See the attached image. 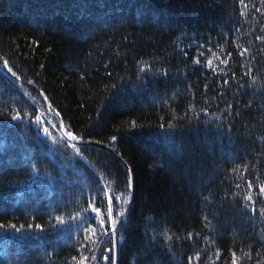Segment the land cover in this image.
<instances>
[{
  "label": "trees",
  "instance_id": "trees-1",
  "mask_svg": "<svg viewBox=\"0 0 264 264\" xmlns=\"http://www.w3.org/2000/svg\"><path fill=\"white\" fill-rule=\"evenodd\" d=\"M261 35L260 0H0V107L26 114L25 127L0 116V221L33 225L22 240L0 233V264H76L79 223L65 212L52 228L49 214L97 173L134 184L114 264H232L233 252L264 264V218L243 200L251 180L264 205ZM60 120L87 160L65 145ZM29 157L55 192L27 179Z\"/></svg>",
  "mask_w": 264,
  "mask_h": 264
},
{
  "label": "snow or ice",
  "instance_id": "snow-or-ice-1",
  "mask_svg": "<svg viewBox=\"0 0 264 264\" xmlns=\"http://www.w3.org/2000/svg\"><path fill=\"white\" fill-rule=\"evenodd\" d=\"M240 3L244 4L245 0H240ZM260 4L264 5V0H260ZM257 39L264 41V35L258 36ZM247 51V49H243L239 54L243 56ZM3 63L7 64V61H3ZM197 63H199V61H197ZM208 64L211 65V60L208 61ZM145 67L147 66H142L140 71L143 72ZM8 71L11 72V69ZM15 75V73H12V76L15 77ZM255 79L256 78L253 77V81H255ZM202 111L206 113L207 109H203ZM25 115L23 108L15 109L11 105L0 107V116L7 119L9 122L8 126L10 127H25ZM32 119H34L37 129L42 130L43 134L55 143L56 137L53 136L49 127L42 125V117L33 112L29 119V123H31ZM0 127H3V125L0 124ZM174 127V125H169L168 130L170 131ZM160 128L164 129L165 125L161 124ZM65 136L67 137V139L64 140L65 145L74 149L76 156L87 160V157H85L84 153L77 147V144L72 143L73 141H80L82 137L74 134L72 131H67ZM110 139L114 142L117 140V137L113 135ZM35 140L37 144L43 142L42 137L39 135V131L37 132ZM259 140L264 142V136H260ZM109 147H112V145H109ZM38 163L39 160L36 157H29L26 160L24 167H26L28 172L27 179L31 180L33 184L46 183L49 193L55 192L56 178L47 171L42 173ZM243 167L247 168V165ZM0 176H2V169H0ZM97 179L101 182L97 183L91 190L88 189L87 183L83 182L80 195L68 201L65 205V209L60 211V214H56L55 211L49 214V221L53 222L50 224L52 228H55L57 224L64 225L67 223L64 218L65 212H67L69 220L79 223L78 235L83 239L80 241H73V245L84 251H80L77 256L71 257V260L76 262V264H93V262L99 264L100 258L106 261L107 264H114L112 253L117 251L118 244L125 239L124 236L121 235V232L128 221L130 212L129 206L132 203V190L134 189V184L132 180L128 178H126L125 183L122 185L119 183L118 179L112 185L104 184L102 182L103 177L99 173H97ZM0 183H2V181H0ZM18 183L23 184L24 181H18ZM236 187H239V185H236ZM253 187V182L249 180L247 182L249 192L243 197V200L247 202L244 206L253 215L259 214L260 217L264 218V205L259 208L256 206V201L251 194ZM255 188L258 196L264 197V183L256 184ZM238 195V193H233L234 198ZM81 196L83 197V204L86 206L81 205ZM69 204L71 207H68ZM31 219L35 220V217H31ZM204 219L207 220V216H205ZM34 227L39 229L40 232H43L45 228L43 224H35ZM32 228V224H28L27 226L21 224L18 226L15 223H4L0 221V233H7L9 229H11L12 232L20 234L16 237L20 240L32 235L33 233L29 231ZM152 239L155 240V236H153ZM164 239L171 240V236L165 235ZM97 253H99V255H97ZM197 255L199 254L197 253ZM232 257V264H237L235 252L232 253ZM6 259L7 255L5 254V260ZM188 259L191 260L192 257Z\"/></svg>",
  "mask_w": 264,
  "mask_h": 264
},
{
  "label": "water",
  "instance_id": "water-1",
  "mask_svg": "<svg viewBox=\"0 0 264 264\" xmlns=\"http://www.w3.org/2000/svg\"><path fill=\"white\" fill-rule=\"evenodd\" d=\"M60 126H61V128H63V124H62L61 120H60ZM93 264H95V262H93Z\"/></svg>",
  "mask_w": 264,
  "mask_h": 264
}]
</instances>
